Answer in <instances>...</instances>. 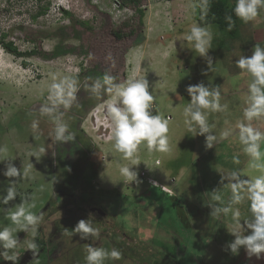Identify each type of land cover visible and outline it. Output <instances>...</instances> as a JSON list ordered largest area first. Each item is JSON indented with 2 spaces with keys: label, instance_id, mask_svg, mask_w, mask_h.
Returning a JSON list of instances; mask_svg holds the SVG:
<instances>
[{
  "label": "rangeland",
  "instance_id": "obj_1",
  "mask_svg": "<svg viewBox=\"0 0 264 264\" xmlns=\"http://www.w3.org/2000/svg\"><path fill=\"white\" fill-rule=\"evenodd\" d=\"M129 1L0 0V146H7L17 168L33 164L31 178L16 182L19 195L6 206L2 199L9 184L3 174L7 161L0 162V229L13 227L6 210L22 202L20 195L35 193L32 211L43 217L37 234L44 244L35 256L25 244L31 234L16 233L20 243L13 250L15 264H85L86 244L122 253L121 259L104 264H264V255L249 258L243 247L238 254L226 250L234 239L227 229L231 218L212 217L208 205L213 203V189L223 198L221 206L231 196L228 180L221 184L222 175L256 174L248 167L235 130L243 120L251 78L235 61L250 56L255 44L264 47V9L241 26L235 39L217 24L201 25L213 31L209 69L183 41L189 27L199 24L192 8L197 0ZM66 10L86 24L74 22ZM2 41H13L22 51L36 47L49 54L16 56ZM105 72L116 83L129 77L148 80L152 114L169 120L168 152L149 153L142 144L127 160L115 150L107 127L111 97L104 93L95 98L86 91V85ZM53 75L78 81L76 102L70 110H61L75 136L66 143L51 138L54 125L40 115ZM201 81L219 85L220 103L227 105L225 111L207 113L218 137L211 149L206 148L205 135L193 136L184 124L183 108L191 99L186 87ZM251 123L264 132V118ZM225 132L231 134L220 138ZM41 148L45 154L40 160L30 156ZM122 167L135 172L136 180L122 176ZM238 207L242 222L251 219L249 202ZM89 218L99 231L97 237L61 234L63 228L71 232L80 219ZM0 264L14 262L0 257Z\"/></svg>",
  "mask_w": 264,
  "mask_h": 264
},
{
  "label": "clouds",
  "instance_id": "obj_2",
  "mask_svg": "<svg viewBox=\"0 0 264 264\" xmlns=\"http://www.w3.org/2000/svg\"><path fill=\"white\" fill-rule=\"evenodd\" d=\"M192 8L194 11L197 8L200 10L203 20L210 11V0H197ZM261 9H264V0H236L233 12L238 19L248 23L255 20ZM225 21L228 31H231L235 27L233 16L226 14ZM212 39L211 26L199 24H192L183 37L188 48L205 59L209 69L213 63V58L209 56ZM235 63L242 72L247 73L251 78L245 101L246 107L243 109V120L237 122L235 130L239 142L243 146L242 151L249 158L248 167L256 174L245 173L242 177L233 172L227 178L222 175L221 184L225 182V179L228 180L231 196L227 204L221 206L223 198L217 188L213 189L211 194L213 203L208 205L211 208L210 215L212 217L224 215L231 218V224L227 226V229L234 239L228 242L226 250H230L232 254H238L240 248L243 247L249 258L255 256L260 259L264 255V151L261 150V144L264 143V132L254 128L251 122L264 118V47L255 44L250 56L241 55ZM51 81L47 87L46 102L40 106V115L47 116L52 121L54 128L51 138L53 140L58 143L73 141L75 136L69 131V125L63 120L61 110H70L76 102L79 91L78 81L68 76L58 78L56 75L51 77ZM86 91L95 98H99L104 93L111 97L106 104L107 116L110 118V124L107 127L111 129L109 139L114 141L115 150L120 152L124 159L132 160L142 144L146 145L149 153L170 150L169 120L160 114H152L154 96L149 91L147 79L129 77L122 83H116L115 78L105 72L102 78H95L90 85H86ZM186 91L191 97L190 102L183 108L184 124L187 131L193 136L205 135L206 148L211 149L218 137L212 132L207 113L221 112L227 109V105L220 103L219 85L213 87L210 83L206 85L201 81L198 84H189ZM32 128L33 130L37 128L35 121ZM230 134L225 132L221 134L220 138ZM43 154H45V149L41 148L39 151L31 152L30 156H35L37 160H40ZM12 160L13 158L8 155L7 146H0V162L7 161L3 174L9 178V184L5 189L6 194L2 199V203L6 206L19 195L16 182L30 179L33 167V164L29 163L23 164L22 168H17ZM120 173L129 180H136V173L129 167H122ZM39 190L43 191V186ZM20 197L21 203L6 210L7 218L13 227L0 229V257L14 262V264L18 257L13 250L20 243L16 233L24 230L27 234H31V239H26L25 244L27 250H31L35 256L38 249L35 237L43 218L42 215L32 211L35 208V193L20 195ZM245 201L249 202L251 219L242 222L238 206ZM247 230L250 231L246 234ZM73 233L78 234L81 239L95 238L99 235L98 229L93 227L91 218L80 219L71 232L68 228L61 230L62 235H72ZM84 251L85 264H104L105 260H119L122 256V253L116 248L106 250L92 244H86Z\"/></svg>",
  "mask_w": 264,
  "mask_h": 264
},
{
  "label": "trees",
  "instance_id": "obj_3",
  "mask_svg": "<svg viewBox=\"0 0 264 264\" xmlns=\"http://www.w3.org/2000/svg\"><path fill=\"white\" fill-rule=\"evenodd\" d=\"M130 1L134 3L136 2V0H130ZM210 3H211L210 11L207 17L204 18L203 20L201 19L200 10L197 8L194 11L195 19L199 22V24L200 25L217 24L222 29V31L225 34H227V36L231 37L232 39L239 37L241 35V26L244 24V22L238 19L233 12V8L235 6L236 0H210ZM42 13H43V10L39 11L34 17H37L38 15H41ZM65 13L67 16L72 18L74 22L81 24V25L86 24L84 21L74 18L72 12L66 10ZM226 14H231L235 21V27L231 31H228L227 23L225 21ZM143 16H144V10L140 8L139 10L140 25L142 24ZM4 37H6V34H3V38ZM28 38L29 40H32L33 42L36 41L35 37L29 36ZM2 45L8 52L16 56H33V55H39V54L46 56L49 54V53L43 52L41 49L39 50L36 47L30 50L22 51L15 45L13 41H7V42L2 41ZM100 161H101V158H100ZM35 243L37 244V246H40V247H42L44 244V242L40 239L38 234L35 237Z\"/></svg>",
  "mask_w": 264,
  "mask_h": 264
},
{
  "label": "water",
  "instance_id": "obj_4",
  "mask_svg": "<svg viewBox=\"0 0 264 264\" xmlns=\"http://www.w3.org/2000/svg\"><path fill=\"white\" fill-rule=\"evenodd\" d=\"M97 211L100 212L101 214H104V212L100 208H97Z\"/></svg>",
  "mask_w": 264,
  "mask_h": 264
},
{
  "label": "crops",
  "instance_id": "obj_5",
  "mask_svg": "<svg viewBox=\"0 0 264 264\" xmlns=\"http://www.w3.org/2000/svg\"><path fill=\"white\" fill-rule=\"evenodd\" d=\"M158 185H159V184H158ZM163 187H164V186H161L162 190L165 191V190L163 189ZM165 187H166V186H165ZM165 187H164V188H165ZM167 189H168V188H167ZM165 192H166V191H165ZM170 194H174V193H170Z\"/></svg>",
  "mask_w": 264,
  "mask_h": 264
},
{
  "label": "built area",
  "instance_id": "obj_6",
  "mask_svg": "<svg viewBox=\"0 0 264 264\" xmlns=\"http://www.w3.org/2000/svg\"><path fill=\"white\" fill-rule=\"evenodd\" d=\"M164 189H166L168 192H170V190H169V189H167V188H164Z\"/></svg>",
  "mask_w": 264,
  "mask_h": 264
},
{
  "label": "flooded vegetation",
  "instance_id": "obj_7",
  "mask_svg": "<svg viewBox=\"0 0 264 264\" xmlns=\"http://www.w3.org/2000/svg\"><path fill=\"white\" fill-rule=\"evenodd\" d=\"M105 214V213H104Z\"/></svg>",
  "mask_w": 264,
  "mask_h": 264
}]
</instances>
